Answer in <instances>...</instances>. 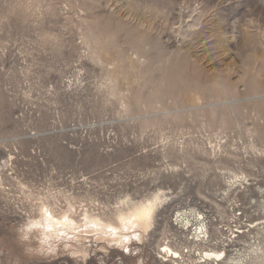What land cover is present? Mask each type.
I'll return each instance as SVG.
<instances>
[{
    "label": "rangeland",
    "instance_id": "rangeland-1",
    "mask_svg": "<svg viewBox=\"0 0 264 264\" xmlns=\"http://www.w3.org/2000/svg\"><path fill=\"white\" fill-rule=\"evenodd\" d=\"M0 264H264V0H0Z\"/></svg>",
    "mask_w": 264,
    "mask_h": 264
},
{
    "label": "bare ground",
    "instance_id": "bare-ground-1",
    "mask_svg": "<svg viewBox=\"0 0 264 264\" xmlns=\"http://www.w3.org/2000/svg\"><path fill=\"white\" fill-rule=\"evenodd\" d=\"M153 209V204L151 202L140 204L139 206L135 207L131 212H129L126 216H120V220L124 221L126 224L130 222V220L141 221V220H148ZM47 222L52 223V217L47 218ZM165 252H167L171 257L173 262L174 259L178 258L180 255L177 251L171 249L168 246L164 247ZM163 250V251H164ZM167 256V255H166ZM205 257H221L222 254L219 252H205Z\"/></svg>",
    "mask_w": 264,
    "mask_h": 264
}]
</instances>
